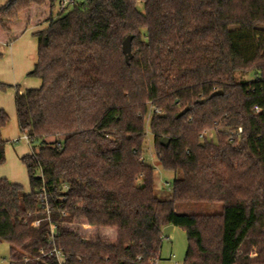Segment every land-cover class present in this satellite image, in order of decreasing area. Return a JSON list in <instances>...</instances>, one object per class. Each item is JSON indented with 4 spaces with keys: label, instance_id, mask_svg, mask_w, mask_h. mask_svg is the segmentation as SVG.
<instances>
[{
    "label": "trees",
    "instance_id": "trees-1",
    "mask_svg": "<svg viewBox=\"0 0 264 264\" xmlns=\"http://www.w3.org/2000/svg\"><path fill=\"white\" fill-rule=\"evenodd\" d=\"M60 1L0 5V58L30 25L47 24L33 33L28 73L40 86L21 92L0 82L1 91L16 90L33 151L22 157L29 191L0 177L10 264L26 256L27 264H57L40 254L53 246L51 226L71 264H154L169 225L187 232L184 264H264V0H74L54 16ZM149 113L157 159L175 174L168 199L157 195L143 156ZM9 119L0 107V163ZM207 129L215 135L202 136ZM184 202L223 209L177 212Z\"/></svg>",
    "mask_w": 264,
    "mask_h": 264
},
{
    "label": "rangeland",
    "instance_id": "rangeland-1",
    "mask_svg": "<svg viewBox=\"0 0 264 264\" xmlns=\"http://www.w3.org/2000/svg\"><path fill=\"white\" fill-rule=\"evenodd\" d=\"M7 1L9 0H0V5L5 4ZM138 8L143 11V3H138ZM67 10L68 9H66L65 12H67ZM60 11V7L56 6L54 9V16H57ZM261 29L264 31V27ZM29 38L30 37H27V43L24 42L25 40H21L17 45L9 47L10 52L8 53V64L6 63L8 74L3 78L8 80L6 81L8 83L10 81V83L14 82L31 87L30 84L38 83L39 85L41 82L38 78L28 76V73L34 67L33 62L38 48L36 42L33 44V38H31L30 41ZM255 40L257 41L258 38L256 37ZM242 42L246 48L249 49V47H251V42ZM243 79H252V73L244 75ZM14 98L15 88H8L7 90L0 92V106L5 108L10 117L4 129V139H6L7 142L5 145V160L0 163V177H6L10 181L20 183L23 185L25 191H29V175L22 157L32 154L33 151L31 143L24 139V134L20 131ZM150 118L151 114L149 113L146 117L147 138L143 156L147 163L154 166L155 190L157 195L163 199H168L170 198L173 189L175 174L171 171L165 170L157 159L154 138L149 129ZM209 135L214 136L215 132L211 131L209 132ZM48 141L52 142L53 139L50 138ZM222 209L223 205L221 203L184 202L176 205V211L185 214H218L222 212ZM188 245V237L185 228L175 226L170 232L164 234L160 249V257L158 261L156 260L157 264H174V262L184 264ZM10 247L11 246L7 240L0 241V264L11 263ZM252 255L254 254H250V256Z\"/></svg>",
    "mask_w": 264,
    "mask_h": 264
},
{
    "label": "built area",
    "instance_id": "built-area-1",
    "mask_svg": "<svg viewBox=\"0 0 264 264\" xmlns=\"http://www.w3.org/2000/svg\"><path fill=\"white\" fill-rule=\"evenodd\" d=\"M74 0H61L58 4V6L60 7V9H64L65 7H67L69 4H71ZM254 110L256 112L261 111V108L259 106H255ZM215 132L214 130H210L207 129L206 131L203 132L202 136H212L209 135V132ZM241 133H242V128H239L237 131H234L231 133L230 136V141H235L237 139H239L241 137ZM24 139L26 141H28L30 143V136L28 134H24ZM39 199H40V203L44 209V212L46 213V219L50 220V213H51V209H50V205H49V198L48 195L46 193L45 190H43V192L41 194H39ZM63 214H66V212H62ZM41 220L37 219L33 222V225L38 227L40 225ZM55 241V232H54V226H51V243L53 244L52 248L47 252L44 250H40V254L43 257H54L57 264H71L69 261V258L67 256L66 253H64V251L58 247L57 245L54 244ZM40 256V257H41ZM31 260V258L29 256L24 257V264H27L29 261ZM158 261V260H157ZM157 261L154 264H157ZM174 264H178L177 262H174Z\"/></svg>",
    "mask_w": 264,
    "mask_h": 264
},
{
    "label": "crops",
    "instance_id": "crops-1",
    "mask_svg": "<svg viewBox=\"0 0 264 264\" xmlns=\"http://www.w3.org/2000/svg\"><path fill=\"white\" fill-rule=\"evenodd\" d=\"M45 27H47V24L45 23V24H43V25H30L27 29H26V31L24 32V34H22V36L20 37V38H18V39H16L15 41H13L11 44H9L8 46H7V49L5 50V53H4V55H3V57L2 58H0V82H3V83H6V84H10V85H20L21 86V92L25 89V88H28L27 86H24V85H22V84H19V83H14V82H11L10 83V81H9V83L8 82H6V81H8V80H5V79H3L4 77H6V75L8 74V70H7V67H6V63L8 64V61H7V59H8V53L10 52L9 51V47L10 46H13V45H17L19 42H21V40H25L24 42L25 43H27L28 41H27V37H30L29 38V41H30V39L31 38H33V40H34V43L33 44H35V42H36V44H37V46H38V43H37V38L36 37H34L33 36V33L34 32H36V31H38V30H41V29H43V28H45ZM25 38V39H24ZM38 49V48H37ZM36 61H37V53H36V55H35V59H34V62H33V66H34V64L36 63ZM4 80V81H3ZM40 84H41V82H40ZM40 84L38 85V83L36 84V83H32V84H30V86L31 87H38V86H40ZM16 91V90H15ZM0 92H2L1 90H0ZM1 105V104H0ZM1 108H4V107H2V106H0ZM5 109V108H4ZM18 121V120H17ZM19 125V124H18ZM4 129H5V127L3 128V130H2V135H3V138H4ZM6 140V139H5ZM175 228V226H173V228L172 229H174Z\"/></svg>",
    "mask_w": 264,
    "mask_h": 264
},
{
    "label": "water",
    "instance_id": "water-1",
    "mask_svg": "<svg viewBox=\"0 0 264 264\" xmlns=\"http://www.w3.org/2000/svg\"><path fill=\"white\" fill-rule=\"evenodd\" d=\"M132 41H133V36L132 35H128L124 41H123V53L125 55V59L126 61L129 63L130 59L133 57V51H132ZM222 91H215L212 96H217L219 94H221ZM188 111V108H185L184 110H182L180 113H178L177 117H180L182 115H184L186 112ZM170 141L169 137H164L162 139V143L163 144H168ZM173 225H169L164 229L165 233H168L172 230Z\"/></svg>",
    "mask_w": 264,
    "mask_h": 264
}]
</instances>
